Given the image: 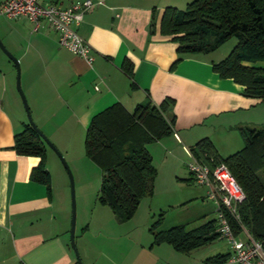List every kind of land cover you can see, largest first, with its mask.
<instances>
[{"label": "crops", "instance_id": "obj_1", "mask_svg": "<svg viewBox=\"0 0 264 264\" xmlns=\"http://www.w3.org/2000/svg\"><path fill=\"white\" fill-rule=\"evenodd\" d=\"M191 1L92 0L96 7L84 15L77 29L91 46L92 65L58 46V36L47 25L33 32V24L25 18L11 20L0 14L4 47L20 63V87L34 122L49 130L45 134L58 150L82 151L91 119L114 104L132 112L139 103L152 101L161 106L167 99L175 101L176 124L174 134L159 143L167 151L170 178L180 181L187 177L190 150L198 141L210 139L222 157L243 150L242 130L264 126V103L246 97L242 86L214 73V63L222 60L211 59V53L184 55L172 71L179 59L178 45L161 36V16L167 7L185 11ZM40 2L42 6L69 7L81 0ZM4 61L0 52V249L5 240L11 242L13 256L2 255L0 264H78L67 237L70 216L66 206L54 202L51 187L49 193L46 186L31 180L40 158L20 157L13 150L14 135L21 134L28 121L15 74L10 67L5 71ZM125 61L132 64L131 80L121 70ZM189 175V181L195 183ZM197 185L203 188L197 189L199 196H210L209 187ZM106 221H96L91 241L85 239L91 224L76 237L85 264H182L165 260V256L158 260L114 259V248L106 241L115 236L109 234L111 223ZM153 246L154 238L149 249L155 251ZM157 246L162 255L167 254Z\"/></svg>", "mask_w": 264, "mask_h": 264}, {"label": "trees", "instance_id": "obj_2", "mask_svg": "<svg viewBox=\"0 0 264 264\" xmlns=\"http://www.w3.org/2000/svg\"><path fill=\"white\" fill-rule=\"evenodd\" d=\"M156 11L152 22L156 23ZM159 26L161 36L178 45L179 59L182 56L214 53L229 39L235 38L238 45L223 61L214 63L213 72L221 79L233 80L250 99L264 103V0H192L185 11L167 7ZM132 64L125 61L121 70L130 80ZM135 89V86L132 85ZM175 101L167 99L160 106L152 101L139 103L129 112L120 103L106 108L91 119L85 133L86 159L95 163L102 174V183L97 200L108 206L118 223L132 220L145 197L154 194L156 172L148 146L163 141L174 134L176 124L172 106ZM21 134H15L13 150L20 157L40 158L39 165L30 174L34 183H40L51 192V177L47 170V145L28 123ZM246 145L240 152L229 157L218 154L210 139L198 141L190 155L209 167L224 163L240 185L246 200L238 207L239 220L228 215L232 233L243 237L246 231L264 248V126L242 130ZM150 229L154 246L165 244L178 253H192L221 240L218 221L186 232L184 226L169 231ZM228 254L213 256L206 264H227Z\"/></svg>", "mask_w": 264, "mask_h": 264}, {"label": "rangeland", "instance_id": "obj_3", "mask_svg": "<svg viewBox=\"0 0 264 264\" xmlns=\"http://www.w3.org/2000/svg\"><path fill=\"white\" fill-rule=\"evenodd\" d=\"M0 40L2 41L4 46V41L1 33ZM237 45L238 41L235 40V38H231L219 49L215 50L214 53L210 54L209 57H211V59L219 58L218 60L224 61L230 54L231 50L234 49ZM0 52L4 55V63L6 62L4 64L5 71L10 67L13 74H15L17 82L18 74L16 71L17 67L15 63L7 58L2 49H0ZM20 69H22L21 66ZM19 95L20 94L18 92V98L20 99ZM23 95L25 97V93ZM25 99L27 98L25 97ZM21 102L23 103L22 109L25 112V105L23 100H21ZM27 103L30 109L31 107L28 99ZM31 116L33 119V123L35 124L32 113ZM26 119L28 120V116L26 117ZM38 128L43 132L44 136L52 142V137L46 136L45 134L48 133L49 130H45L39 126ZM149 146L148 149L150 152V157L151 159H153V164L155 165L156 172H158L156 180H154V194L151 198L145 197L142 200L140 207H138L137 209L135 217L128 223L116 222V218L114 217L113 212H111L109 207H103L99 204L97 196L101 189L100 184L102 183V174L100 173V169L95 163L86 159L87 157L85 149L82 148V151H79L77 148H73V152L59 150V153L62 155V157H64L63 159L70 169V173L73 176L74 181V200L76 201V222L74 239L77 247L76 250L79 253V256L81 257V254L78 251V239H76V237L78 238L79 235L82 234L83 227L91 224L90 226L92 231L90 235L85 236V239L91 241V236L93 231L95 230L96 221H98L99 218L100 220L108 219V221H110L111 223L108 231L109 234L115 236V239L109 237L110 239H108V241L106 242L109 245L108 247L113 246L114 249H112V251H114L113 255L115 257L114 259L116 260H158L159 258H161L160 256H165V260L173 259L171 261H173L174 263L180 261V263L182 264H205V262L203 261H206L210 257L230 253L231 249L228 244L229 242L224 239H221V241L217 242L215 241L205 248H199L196 251L188 254H180L176 250H174V248L167 245H160V247H163L161 249L167 250V254L164 255L159 252V250L157 249L158 246H153V249H155V251L149 249L150 245H152L153 243V236H151L150 229L156 226L157 222H159L156 229L157 231L165 232L176 226H184L186 232H191L195 230V228H199L202 225L204 226L211 220L217 221L218 218V210L215 206V201L209 199L210 196L207 197L201 194L200 197L198 195L199 191L197 189L203 188L201 186H198L196 183H192L189 181L190 171H188V169L186 168L188 171V175L187 177H184V180L177 181L176 178H170L169 171L167 170V151L164 150V147L161 146V142H154ZM46 150L47 170L49 176L51 177L50 187L54 193V202L56 204L61 203L62 206L64 205V207L66 206V214L70 216V233L67 237L71 245L70 235L73 216V201H71L72 188H70L71 179L67 173L68 169L64 166L63 163H61L58 154L49 148H47ZM191 162L192 160H190L189 164ZM260 176V178L264 181V170L260 172ZM196 197L197 199H194ZM108 221H106V223ZM238 239L242 241L245 240L244 237H239ZM108 247L107 251L109 253L110 251ZM142 248H144V250ZM2 255L6 257L13 256L11 242L5 240L4 248L2 247V249H0V257H2ZM175 259L178 261L175 262Z\"/></svg>", "mask_w": 264, "mask_h": 264}, {"label": "built area", "instance_id": "obj_4", "mask_svg": "<svg viewBox=\"0 0 264 264\" xmlns=\"http://www.w3.org/2000/svg\"><path fill=\"white\" fill-rule=\"evenodd\" d=\"M94 7L96 6L92 0H81L69 7H63L61 4L42 6L40 0H4L0 14L11 20L25 18L33 24V32L47 25L58 36V46L92 65L94 58L91 56V46L81 38L77 29L81 27L84 15ZM189 157L192 162L187 168L195 183L209 187V195L216 202L218 234L221 239L229 242L231 249L227 264H264L263 245L246 231L243 232L244 241L238 239L231 231L228 215L239 220L238 206L246 200V195L243 194L235 177L224 163L209 167L195 157L191 155Z\"/></svg>", "mask_w": 264, "mask_h": 264}, {"label": "water", "instance_id": "obj_5", "mask_svg": "<svg viewBox=\"0 0 264 264\" xmlns=\"http://www.w3.org/2000/svg\"><path fill=\"white\" fill-rule=\"evenodd\" d=\"M0 49H2V51L4 52V54L7 56V58H9L11 61H13L17 67L16 71H17V74H18V79H17V82H16V87L18 89V92H19V97L21 100H23L24 102V109H25V112H27V116H28V124L32 126V129L35 130L37 132V134L40 136V138H42L45 143H46V147L55 151L58 156H59V159L61 161V163L64 164V166L68 169L67 173L68 175L70 176V179H71V184H70V188H72V197H71V201H73V209H72V222H71V235H70V240H71V245H72V250L73 252H75V256H76V259L78 261V264H85L83 262V260L81 259V257L79 256V253L77 252L76 250V243H75V239H74V235H75V222H76V214H75V210H76V201L74 200V197H75V188H74V181H73V176L71 175L70 173V169L67 165V163L64 161V157H62V155L59 153V150L56 149V147L54 146L55 144L53 142H51V140L49 141L43 134V132L38 128L37 125H35L33 123V119H32V116H31V112H29V105L27 103V99H25L24 97V93L22 91V88L20 87V82H21V74H20V64L19 62L15 59V56L8 50V49H5V47L3 46V43L2 41L0 40Z\"/></svg>", "mask_w": 264, "mask_h": 264}]
</instances>
